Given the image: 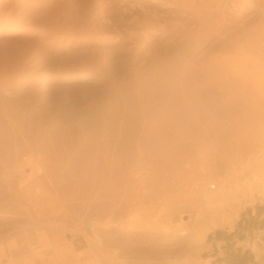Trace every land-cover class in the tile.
I'll return each mask as SVG.
<instances>
[{
  "label": "rangeland",
  "instance_id": "rangeland-1",
  "mask_svg": "<svg viewBox=\"0 0 264 264\" xmlns=\"http://www.w3.org/2000/svg\"><path fill=\"white\" fill-rule=\"evenodd\" d=\"M222 1L123 0L16 71L4 28L0 264H227L237 226L264 264V0Z\"/></svg>",
  "mask_w": 264,
  "mask_h": 264
},
{
  "label": "bare ground",
  "instance_id": "bare-ground-1",
  "mask_svg": "<svg viewBox=\"0 0 264 264\" xmlns=\"http://www.w3.org/2000/svg\"><path fill=\"white\" fill-rule=\"evenodd\" d=\"M224 1L225 0L222 1V5ZM122 2L123 0H0V38L4 36L3 30L5 27H8L10 30L13 29L12 33L6 34V44L10 43L9 39L11 36H17L21 34L22 31H25L24 34L21 36L18 35L19 37L11 41V43L21 46V49L17 53V57H15L17 58L15 60L16 62L14 61L15 71L21 68V65H25L27 61L36 59L40 50L46 47V45H54L53 41L56 39H59V41L66 39L68 43L72 41V39L76 37L79 38L82 34L86 33L87 36L94 35L96 39H100L101 41V34L104 33L105 30H102V23L97 22V16L100 14H104L105 16L111 13L120 16ZM240 8L241 4L238 1L236 7L234 9L231 8L229 13L226 14H234L240 11ZM88 39L91 38L88 37ZM66 45L64 44L65 47ZM189 73L197 74L195 71H189ZM231 100L233 99H230V101ZM233 102L234 100L232 103ZM232 112L231 110V113ZM249 184V188L253 187L254 184L260 185L259 195L264 196V177L253 174L251 179H249ZM219 189L220 185L216 192L219 191ZM222 199L223 198H220V200ZM186 200H188L189 203H195V201L190 198ZM214 225L215 224H212L206 228H201L195 231V233H189V230L187 231L188 228L181 225L182 227L179 229V232L180 234H192L191 236H193L196 241H200L204 239L206 233L210 231ZM190 231L192 232V230Z\"/></svg>",
  "mask_w": 264,
  "mask_h": 264
},
{
  "label": "crops",
  "instance_id": "crops-1",
  "mask_svg": "<svg viewBox=\"0 0 264 264\" xmlns=\"http://www.w3.org/2000/svg\"><path fill=\"white\" fill-rule=\"evenodd\" d=\"M256 218L264 219V208L259 209L258 205L249 211L248 221L250 219L255 220ZM241 223H244V221ZM258 230L264 233V227ZM252 231H255V229L253 228ZM238 233L239 226L235 227L234 230L228 231L226 234H217L211 239L212 245L215 247L219 245V247L222 248L221 250L223 253L219 254V256L228 257L227 259L223 258L220 263H225V261H227V264H257L258 257L252 247L256 239H251L250 236L240 238ZM241 242H246V244H240ZM262 242H264V240H262ZM262 254H264V252H262Z\"/></svg>",
  "mask_w": 264,
  "mask_h": 264
},
{
  "label": "built area",
  "instance_id": "built-area-1",
  "mask_svg": "<svg viewBox=\"0 0 264 264\" xmlns=\"http://www.w3.org/2000/svg\"><path fill=\"white\" fill-rule=\"evenodd\" d=\"M239 0H225L223 2L222 8L225 13H229V10L231 8H235L236 4L238 3ZM254 161H258L261 163L262 166H264V145H262L256 152V154L251 158V163ZM218 189V184L213 182L209 184L208 190L209 191H216Z\"/></svg>",
  "mask_w": 264,
  "mask_h": 264
},
{
  "label": "trees",
  "instance_id": "trees-1",
  "mask_svg": "<svg viewBox=\"0 0 264 264\" xmlns=\"http://www.w3.org/2000/svg\"><path fill=\"white\" fill-rule=\"evenodd\" d=\"M259 209L264 208V205H258Z\"/></svg>",
  "mask_w": 264,
  "mask_h": 264
}]
</instances>
